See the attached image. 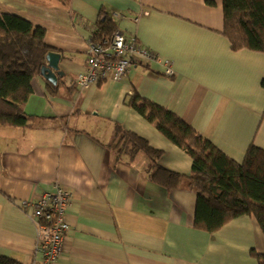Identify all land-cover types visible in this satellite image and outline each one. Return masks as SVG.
<instances>
[{
	"label": "crops",
	"instance_id": "crops-1",
	"mask_svg": "<svg viewBox=\"0 0 264 264\" xmlns=\"http://www.w3.org/2000/svg\"><path fill=\"white\" fill-rule=\"evenodd\" d=\"M0 14L46 29L50 52L61 55L55 84L32 81L28 125H0V259L39 263L35 223L22 205L61 185L73 198L55 264H259L264 233L254 216L199 230L197 194L186 181L167 190L149 180L148 159L129 162L115 150L120 126L162 151L166 170L192 172L191 158L127 105L133 92L237 163L251 145L264 150V53L232 49L223 0H0ZM105 17L160 63L135 62L122 81L78 87Z\"/></svg>",
	"mask_w": 264,
	"mask_h": 264
},
{
	"label": "trees",
	"instance_id": "trees-1",
	"mask_svg": "<svg viewBox=\"0 0 264 264\" xmlns=\"http://www.w3.org/2000/svg\"><path fill=\"white\" fill-rule=\"evenodd\" d=\"M224 34L233 50L249 49L264 53V0H223ZM115 24L105 17L95 42H104L116 32ZM46 29L12 14H0V125L25 127L28 120L23 107L33 94L32 81L41 75L51 48L45 43ZM264 85V83H263ZM54 87L47 85L50 93ZM126 103L171 143L192 160L190 175L168 171L160 164L163 152L147 140L122 127L115 128L118 159L129 162L148 159L149 180L167 190L186 181L197 194L195 227L215 233L241 216H254L264 233V150L251 145L242 163H237L205 140L183 119L137 92ZM259 264L264 257L257 256ZM0 264H17L0 259Z\"/></svg>",
	"mask_w": 264,
	"mask_h": 264
},
{
	"label": "built area",
	"instance_id": "built-area-1",
	"mask_svg": "<svg viewBox=\"0 0 264 264\" xmlns=\"http://www.w3.org/2000/svg\"><path fill=\"white\" fill-rule=\"evenodd\" d=\"M135 62L160 63L156 53L139 45L134 35L117 30L112 38L104 42L92 41L85 71L77 76L75 85L88 88L105 81H122ZM165 74L173 75L171 64L164 62ZM73 194L61 185L45 191L33 200L24 201L22 207L36 228L37 264H55L64 250L69 231L67 207Z\"/></svg>",
	"mask_w": 264,
	"mask_h": 264
},
{
	"label": "water",
	"instance_id": "water-1",
	"mask_svg": "<svg viewBox=\"0 0 264 264\" xmlns=\"http://www.w3.org/2000/svg\"><path fill=\"white\" fill-rule=\"evenodd\" d=\"M46 61L47 64L41 69V75L49 82L55 84L57 81V75L61 74V55L51 51L47 54Z\"/></svg>",
	"mask_w": 264,
	"mask_h": 264
}]
</instances>
